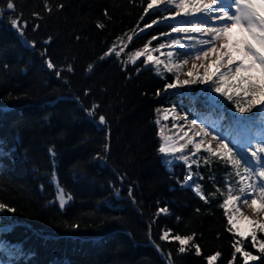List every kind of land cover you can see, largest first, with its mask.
<instances>
[{
    "label": "trees",
    "instance_id": "trees-1",
    "mask_svg": "<svg viewBox=\"0 0 264 264\" xmlns=\"http://www.w3.org/2000/svg\"><path fill=\"white\" fill-rule=\"evenodd\" d=\"M7 2L0 0V140L10 156L0 159V202L14 212H0V264H208L216 253L212 264H229L232 245L241 240L244 250L258 257L247 264H264L250 235L227 230L226 210L220 207L226 196L200 199L183 185L187 167L176 161L168 170L158 152L160 130L169 136L175 131L170 117L156 123L159 107L176 105L198 123L220 119L231 133L241 122L234 103L206 95L203 85L165 92L172 73L161 65L157 74L143 57L130 62L151 37L170 32L172 19L152 21L175 8L145 12L151 0H47L49 10L45 0H13L10 11ZM21 15V23L28 22L22 38L9 22ZM175 34L153 40L150 48ZM111 46L121 55L101 59ZM168 50H162L163 57ZM46 58L61 72L59 78L46 68ZM100 115L104 125L97 122ZM192 171L203 177L196 181L205 194L217 188L227 192L225 180L237 192L241 186L230 175L234 170L218 159L208 165L201 159ZM57 184L72 196L63 210L51 203ZM163 208L168 212L158 214ZM165 230H171L170 237L161 241ZM174 234L194 235L184 253L171 239ZM257 237L264 239V233ZM233 264H245V258L238 253Z\"/></svg>",
    "mask_w": 264,
    "mask_h": 264
},
{
    "label": "snow or ice",
    "instance_id": "snow-or-ice-1",
    "mask_svg": "<svg viewBox=\"0 0 264 264\" xmlns=\"http://www.w3.org/2000/svg\"><path fill=\"white\" fill-rule=\"evenodd\" d=\"M174 5L175 12L164 19L152 21V24L166 23L169 19L175 20L183 17L182 26H170L169 33H161L150 38L140 50L134 52L130 57V62L135 64L140 58L143 59L145 66H154L157 74H160L161 65L165 72L173 74V82L166 83L164 91L177 90L187 88L194 85H203L204 93L210 95L217 94L218 98H223L226 101L232 102L235 105V111L241 114L252 113L253 110L264 109V0H151L145 8V12L152 10L159 11L160 8H165L167 11H172ZM45 8L50 10V6L45 0ZM59 7H63L60 5ZM7 10L14 11L15 5L13 0H8L6 5ZM2 15V10H0ZM34 15L39 18L38 13ZM198 17H203L201 21ZM22 15L16 18H9L12 29L16 30L22 38L23 30L27 27L28 22L21 23ZM152 24H147L145 28H151ZM98 28H103V23H97ZM39 25L33 27L36 31ZM143 31V30H141ZM172 33H198L200 39L192 36H181L159 43L156 47L150 48L153 40L160 39L161 36H171ZM140 33H137V36ZM80 39V37H77ZM133 37H129L131 41ZM51 38L45 43L50 42ZM187 40L189 43H185ZM35 47V44L31 45ZM169 50L166 53V59H161L159 56H154V52H161L165 48ZM123 49H121L122 51ZM119 57L120 51H115V46L109 47L101 59H107L111 55ZM47 56L46 50L42 53ZM184 56L183 60L179 57ZM201 61V63H193L191 69L183 72V67L188 63V60ZM44 64L48 70L54 71L57 78L61 76V72L56 69L55 64L50 58L44 60ZM94 65H89L91 70ZM7 68V65H5ZM203 70L202 73L200 70ZM72 66L69 65L67 71H72ZM139 70V69H138ZM181 73L184 79H181ZM88 92H85L87 95ZM161 91H157L160 95ZM98 108V105H93V109ZM159 111V109L157 110ZM182 109H178L176 105L164 109L165 113L173 114L171 116V127L180 130L184 124L196 125L197 120H188L187 115H180ZM90 116H95V111L88 113ZM169 117L165 115L164 119ZM183 121V123H181ZM100 125L106 123V118L103 115L99 116L97 121ZM156 123L159 125L160 121ZM161 143L158 152L165 158V162L171 167L176 161L182 162L188 169L183 185L189 187L195 183L196 179H203L202 176L197 177L192 171V165L200 166L201 159L205 165H208L211 160L218 159L222 161L226 167H231L234 171L230 174L237 177L236 183L241 185L237 190L233 189L231 180H225L224 188H217L216 193L205 194L202 186L195 183L194 191L200 199L207 202L209 197H214L217 193L226 196L220 204L224 208L228 231L235 230L236 234L244 237L250 235L252 247L257 248L260 253L264 254V239L257 237V232L264 233V222L250 219L247 215H243V220L252 225L250 232L241 231L237 228L236 216L229 214L227 211L230 205H235L237 201H241L252 210L255 215H259L264 211V135L253 145L251 141L247 144H232L225 142V138L219 134L213 135L206 127L201 124L199 132L189 135L187 131L183 132V136L179 139L184 140L183 143H177L176 137L165 135L163 129L159 132ZM212 141L217 143V147L211 146V142L205 143L204 138L210 136ZM200 137L195 140L193 137ZM5 141L0 140V159L10 156V151L4 148ZM189 146H191L189 148ZM201 151L207 153L206 156H201ZM50 155L55 156L54 150L49 149ZM179 153L180 155H176ZM26 155V154H25ZM211 178V177H210ZM123 181V177H120ZM182 185V186H183ZM43 188V186H41ZM119 194V189H116ZM129 197H132V188L128 189ZM72 201V196L65 195V191L58 184L56 186V197L51 203L58 205L63 210ZM259 201V204H258ZM133 203L135 200L133 198ZM7 208V212H14V209L7 207L0 202V212ZM239 212V209H235ZM168 209L163 208L158 210L159 213H167ZM11 227V226H9ZM73 228L78 225L73 224ZM171 230H165L160 240H167L170 237ZM171 239L179 243L178 252L184 253L186 245L193 241L194 235L174 234ZM243 241L233 243L234 248L233 260L236 259V254H241L245 258V264L248 261H256L257 256L251 252L244 250L242 247ZM196 253L200 254L198 245H194ZM14 251H10L9 255H14ZM220 253L209 256L208 264H212L217 259ZM233 260L229 264H233Z\"/></svg>",
    "mask_w": 264,
    "mask_h": 264
},
{
    "label": "rangeland",
    "instance_id": "rangeland-1",
    "mask_svg": "<svg viewBox=\"0 0 264 264\" xmlns=\"http://www.w3.org/2000/svg\"><path fill=\"white\" fill-rule=\"evenodd\" d=\"M174 7V5L172 6ZM199 20L203 21L204 18L203 17H198ZM183 17L177 18L175 20H172L174 22V24L176 26H182L183 25ZM176 38H180L181 36H192L195 37L196 39H200L203 38L201 37L200 34L198 33H185V34H175ZM185 43H189V41L185 40ZM162 60L166 59V56L163 57L161 55L160 52V56H159ZM193 63H201V61H195V60H189L188 63L184 66L183 68V72H187L191 69V65ZM202 73V69L200 70ZM181 79H184V75L181 73L180 76ZM192 87V86H191ZM191 87H187L185 88H180L177 90H172L175 91L177 93H184V92H188L190 90ZM213 95H217L215 93H212ZM211 102H214V98H211ZM168 107H159V111H158V115H156V120H161L164 119L165 115H167L168 117L171 118V116L173 114L171 113H165L164 109H166ZM180 115H183L182 113H180ZM236 117L240 118L243 120V123L240 124V126H238V130L234 133V135L232 137L229 136L230 131H221V129L219 127H217L215 125V122L213 121H208V123H197L196 125H192V124H184V127L180 130L175 129V131L173 132V134L171 136L176 137V142L177 143H183L184 140H186L187 138L185 137L184 140L179 139L180 137L183 136V132L187 131L189 133V135H193V133L195 132H199L200 128H201V124H203L204 127H206L213 135L219 134V136L224 137L225 138V142L229 143V140H231L232 142H238L239 144H247L249 141H251L253 144H255L257 142L258 139L261 138L262 135H264V109H260V110H253L252 113H245V114H241L236 112ZM172 120V119H171ZM188 120L190 121L191 119L188 118ZM181 123H183V121H181ZM230 137V139H229ZM195 140H199L200 137H193ZM205 143H209L211 142V146H213L214 148L217 147V143L215 141H212V137L211 135L208 137L204 138ZM230 146V145H229ZM191 147V146H190ZM164 159V163L166 165V168L168 170H172V166L170 167L166 162H165V158ZM188 171V170H187ZM186 171V174H187ZM185 174V176H186ZM185 179V178H184ZM195 183H197V181H195ZM195 183L192 184L191 188L192 190L195 187ZM194 191V190H193ZM195 193V191H194ZM196 194V193H195ZM197 195V194H196ZM259 204V201H258ZM235 209H239V212H235ZM228 212L229 214H234L236 216V221H237V228H239L241 231H245V232H250L251 228L253 227L252 225H249L247 223V221L243 220V215H247L250 219H254L257 220L258 222H264V211H261L259 213V215H255L252 210L250 208L247 207L246 204H244L241 201H237L235 205H230L228 207ZM241 213L243 215H241ZM235 231V230H234ZM245 237V236H244ZM262 239V238H258ZM255 249H258L255 248Z\"/></svg>",
    "mask_w": 264,
    "mask_h": 264
}]
</instances>
